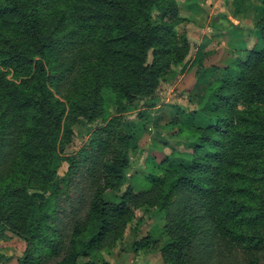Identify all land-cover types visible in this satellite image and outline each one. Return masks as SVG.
I'll return each mask as SVG.
<instances>
[{"label":"trees","instance_id":"1","mask_svg":"<svg viewBox=\"0 0 264 264\" xmlns=\"http://www.w3.org/2000/svg\"><path fill=\"white\" fill-rule=\"evenodd\" d=\"M187 16L178 0H0V232L26 242L18 264H97L142 209L164 216L165 264H264V9L229 64L197 49L201 100L163 125L170 151L129 173L146 108L186 68ZM82 119L95 127L67 153Z\"/></svg>","mask_w":264,"mask_h":264},{"label":"rangeland","instance_id":"2","mask_svg":"<svg viewBox=\"0 0 264 264\" xmlns=\"http://www.w3.org/2000/svg\"><path fill=\"white\" fill-rule=\"evenodd\" d=\"M178 2L181 6L182 16H192L190 22L180 26L181 30L187 31L190 40L191 49L187 57L188 62L183 73H180L175 80L162 83L157 92L159 105L155 108H146L145 111L150 116L151 122L142 135L141 150L131 156L129 173L141 169L148 155H153L159 161L170 151L169 147L163 149L164 143L171 138H169V131L164 129L163 125L169 122L177 111L195 108L201 100L203 86L195 85L196 68L191 65L197 49L204 53V63L207 66L229 64L235 56L237 45L240 42L246 43L248 48L255 44L257 36L253 26L257 17L262 16L264 9V4L260 0H248L246 8H250L249 12L243 11L237 15L233 0H198L201 10L196 13L185 7L184 0H178ZM219 14H225L226 18L232 17L234 22L235 20L239 21V24L235 25H239L240 32L235 37L244 39L238 44H231V39L228 41L226 34H217L218 31L234 29L226 20L217 18ZM239 29H235L233 34ZM181 69V67L177 68L178 71ZM144 105L145 100L135 102L128 116L135 118L138 110L142 109ZM94 127L95 124H88L83 119L79 120L73 127V142L67 147V153L79 149L86 143ZM171 144L174 143L171 142ZM186 146L185 140L175 142V147L178 149L184 150ZM66 167L67 165L63 164L60 170L61 174L66 170ZM139 189L142 187L137 190ZM113 195V192H108L106 197L111 199ZM163 218L162 214L152 209L137 210L135 228L128 230L123 240L113 249L103 251L102 259L98 260L97 264H165L160 255V246L164 242L160 233ZM147 237L151 240L149 247L136 253L133 248L135 241H141ZM25 249L26 242L14 233L0 232V264H18V259L23 256Z\"/></svg>","mask_w":264,"mask_h":264},{"label":"crops","instance_id":"3","mask_svg":"<svg viewBox=\"0 0 264 264\" xmlns=\"http://www.w3.org/2000/svg\"><path fill=\"white\" fill-rule=\"evenodd\" d=\"M250 9V8H249ZM249 9H246V12L248 11L249 12ZM259 9V8H258ZM260 12V11H259ZM258 15V14H257ZM259 16V15H258ZM260 17V16H259ZM259 17H257V19L259 18ZM226 18V17H225ZM220 19H223V18H220ZM224 20H226V21H230L231 23H232V25H233V28H235V26L239 29L240 27H239V25H235V24H239V21L237 20H235V22H234V20H233V18L232 17H228V18H226V19H224ZM243 26V25H242ZM246 27V26H245ZM235 29H231V30H229V29H227V30H225V31H218L217 32V34H226V37L228 38V41L231 39V44H234V45H236V44H238L240 41H242V39H244V38H241V39H237V36L235 37V35L238 33V32H240V29L239 30H237L234 34H233V31H234ZM212 34L214 35V32H212ZM217 34H215V35H217Z\"/></svg>","mask_w":264,"mask_h":264}]
</instances>
